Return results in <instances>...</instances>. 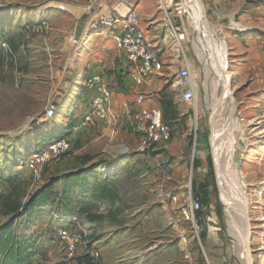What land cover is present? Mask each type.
Here are the masks:
<instances>
[{"label":"rangeland","instance_id":"1","mask_svg":"<svg viewBox=\"0 0 264 264\" xmlns=\"http://www.w3.org/2000/svg\"><path fill=\"white\" fill-rule=\"evenodd\" d=\"M150 1L157 5L159 35L166 38L158 49L164 72L171 76L161 109L172 125L173 139L168 149L156 150L152 158L145 151L133 157L117 153L125 165L105 175L100 164L88 172L73 170L79 152L74 154L71 147L60 160L51 158L35 169L29 167L34 152L53 140L46 129L64 119L60 109L55 119L44 113L55 95L65 93L62 84L72 66L73 56L67 55L73 51L77 20L72 19L68 0H0V43L11 46L0 50V227L13 222L21 234L36 237L34 264H246L241 257L245 221L239 210L227 211L219 167L227 187L246 184L252 260L264 264V0H203L217 39L226 42L239 123L228 117L233 104L226 93L213 116L212 105L223 96L225 86L221 83L217 95L213 94L217 80L212 54L203 46L212 33L203 39L184 10L186 0ZM61 2L66 9L58 7ZM171 7L181 12L173 14ZM152 11L144 10L146 18ZM180 26L178 33L185 37L175 45L184 48L183 64L197 79L192 102L184 101L173 86L175 65L170 69L174 63L166 62L172 38L179 35L170 28ZM195 143L203 150L200 158L193 156ZM161 150H166L167 165H173L167 178L153 163V159L161 162L157 156ZM232 150L237 177L232 174ZM69 173L76 175L64 186ZM77 178H82L79 186ZM39 188L44 190L41 207L34 209ZM66 188L76 189L65 195ZM192 192L203 200L194 217ZM63 226L80 238L74 258L55 241ZM94 249L98 257L91 255Z\"/></svg>","mask_w":264,"mask_h":264},{"label":"crops","instance_id":"2","mask_svg":"<svg viewBox=\"0 0 264 264\" xmlns=\"http://www.w3.org/2000/svg\"><path fill=\"white\" fill-rule=\"evenodd\" d=\"M90 2L91 0H68L67 2L69 9L72 10V19L77 20L74 36L86 37L89 43L80 51H75L72 46L74 52L70 50V54L67 55L68 57L73 56V60L71 64L69 62V65L72 66H69V70L65 71L67 77L62 84L64 89L66 88L65 93L60 92L53 97V102L58 109L63 111L64 119L59 120L52 129H46V135L53 139L59 134H66L70 139L71 150L75 149L74 154L79 152L76 157V167L73 170L82 169L88 172L100 164L106 167L108 175H113L117 168L125 165L123 164L124 160L118 161L117 153H127L128 156L133 157L144 151L141 135L134 130L135 115L142 108H161L163 91L166 89L171 75L168 72H163L161 75L137 81L132 76L133 69L126 56L117 46L113 30L94 24L95 14H102L106 10L111 12L120 9L122 6L133 7L139 11L143 27L159 44L166 38L162 39L159 35L162 24H158L156 2L150 0H102L92 11L89 10ZM147 7L153 9L148 18L144 12ZM91 12L92 15L85 20L79 19L85 13L91 14ZM178 28V30L182 29L181 26ZM170 31L172 30L170 29ZM178 41L179 38H172L171 54L169 52L166 58V62L169 64L174 63L169 68L172 69V66L175 65L174 72L176 73L181 67H185L183 64L185 60L182 58L184 48H176L175 43ZM10 43L12 42L10 41ZM10 47V44L6 42L0 43V50H9ZM61 57L64 60V56L61 55ZM94 73L102 74L113 91L109 116L107 119L97 121L95 125L76 129L89 106L93 93L86 88L85 79ZM173 86L177 87L179 92L181 91L177 81ZM141 94L144 95V99L138 103L137 98ZM72 106H74L73 111H70ZM169 146L170 144L163 149H168ZM165 151L161 150L160 154L157 155L162 157L161 162L153 159V163L156 162L154 165L156 171L161 174V170L158 169L160 164L163 167L173 166L171 162V165L169 163L170 166L167 165L170 160ZM155 154L156 151L149 153L151 158ZM83 156H91L92 158L85 161ZM34 257L36 256L34 255L32 259Z\"/></svg>","mask_w":264,"mask_h":264},{"label":"built area","instance_id":"3","mask_svg":"<svg viewBox=\"0 0 264 264\" xmlns=\"http://www.w3.org/2000/svg\"><path fill=\"white\" fill-rule=\"evenodd\" d=\"M100 1L102 0H91L89 10H94V7ZM58 7L62 10L66 9L63 2H61ZM94 24L95 26L103 25L105 28L113 30L117 46L126 56L133 69L132 76L137 81L158 76L164 72L165 62L158 49V44L146 28L143 27L137 9L122 6L120 9L99 14ZM174 30L176 34H179L177 28H174ZM174 32L172 33L174 34ZM88 43L86 37H74L72 39V46L75 51H80ZM177 84L181 89V95L184 101L192 102L195 100V82L191 75V69L188 66L181 67L178 71ZM85 86L93 93L89 106L80 124L76 126V129L95 125L97 121L107 119L109 116V106L113 91L105 81L103 75L94 73L87 76L85 79ZM143 99L144 95L141 94L137 98V102L141 103ZM57 113L58 107L56 104L52 103L46 108L44 114L46 118H54ZM133 126L134 130L141 135L142 149L149 153L161 148H166L173 139L172 125L164 120L163 111L159 107L142 108L138 110L135 115ZM70 147L71 141L68 137L50 141L34 152L28 163L29 167L35 169L39 163L45 162L51 158L60 160L62 156L70 150ZM202 154V148L195 143L193 151L194 158H200ZM158 167L166 178L170 177L172 173L170 167H163L161 164ZM102 171H107L105 166L102 167ZM202 207V198L198 194L192 192L190 200L192 216L194 217L195 212L202 210ZM185 213L186 216L190 218L189 213ZM195 227L200 228L197 221H195ZM55 241L64 244L70 258H74L75 253L79 250L80 238L69 226H63L58 229ZM90 253L95 257L99 256V251L96 249L91 250ZM25 264L34 263L28 261Z\"/></svg>","mask_w":264,"mask_h":264},{"label":"bare ground","instance_id":"4","mask_svg":"<svg viewBox=\"0 0 264 264\" xmlns=\"http://www.w3.org/2000/svg\"><path fill=\"white\" fill-rule=\"evenodd\" d=\"M184 10H185V12H189V14L192 16L195 25L197 26L198 30L201 32L202 35L207 34V37H208L209 33H212V35H213V38L211 40L209 38H207L206 41H203V46L206 49L208 48L212 54V55L210 54L211 55L210 57L212 58V62H213V73H214L216 80H217V87L214 89L213 94L217 95V91H218V88L220 87L221 83H223L225 86V92H224L223 96L219 100L215 101L212 105V108L215 109L213 112V116H214V115H216L217 104H219L221 102H225V101H223V97H225L224 96L225 93H226V96H228L227 99L230 100V103L233 104V100H235L231 91H229V88H228L229 84H232V79H233L232 74L228 71L229 70V67H228V61L229 60L227 57L228 56L227 55L228 49H227L225 40L222 39L221 41H219L217 39V36L215 35V32L213 31V29L212 28L207 29L208 27L205 25V21L203 18L202 6H201V2L199 0H186L185 4H184ZM171 30H172V28H171ZM173 31H175L174 28H173ZM184 37L185 36L183 34L178 35V38L180 41ZM194 81L197 84V79H195ZM232 106H231L232 109H231L230 113L228 114V117H231V119H233L236 123H239L238 118H237V113H235V111H234L235 107H234V105H232ZM215 137H216V130L214 131V135H213V138H215ZM221 148H222V145L219 141V144L216 146V149L219 150V151L217 150V152H218V155H217L218 166H220V164H221V157H220ZM232 152L233 153L231 155V161L234 163V164L231 163L232 166H234L232 169V174L235 177H237L239 172L237 169V164L234 161V155H235L234 151L232 150ZM214 154H215V150H214ZM219 168H220L219 169V175H220V182H221L220 185H221V191H222V198H223L225 204L227 205V211L229 213H231L232 211L239 210V212L241 213V216L243 217V219L245 221V229H244L243 236H242V238H243V250H242L241 257H244L246 259V264H248V262H249L248 261V253L250 251L248 235H249L250 224H249V211H248L249 199L247 197H245V194L247 193V191H245L246 184L241 182V183L235 184L234 187H232V188L227 187L226 181H225L226 178L224 177V173H223V168L222 167H219ZM247 214H248V216H247ZM236 230H238V228ZM239 248H240V246H239Z\"/></svg>","mask_w":264,"mask_h":264},{"label":"trees","instance_id":"5","mask_svg":"<svg viewBox=\"0 0 264 264\" xmlns=\"http://www.w3.org/2000/svg\"><path fill=\"white\" fill-rule=\"evenodd\" d=\"M65 137H67L66 134H59L58 136L53 138V140L62 139ZM91 158V156H83V159L85 161H88ZM77 171L84 170L79 169ZM74 173H69L64 176V181H66L64 183V186H68V181H70V178ZM76 173L78 175V172ZM104 174L107 175L106 172H104ZM81 180L82 178H77V186L80 185ZM85 181L86 182L84 183V185L89 183L88 179H85ZM39 189L40 190H38L36 194V199H34V201H38V205H36L34 209L41 207V194L44 192V190L41 191V188ZM75 189L72 191L66 188L64 194L68 195L70 191L72 193L75 191ZM35 242L36 237L34 235L28 233L21 234L20 232L15 230L13 222L0 227V264H25L26 262L31 261L33 255L36 252Z\"/></svg>","mask_w":264,"mask_h":264},{"label":"water","instance_id":"6","mask_svg":"<svg viewBox=\"0 0 264 264\" xmlns=\"http://www.w3.org/2000/svg\"><path fill=\"white\" fill-rule=\"evenodd\" d=\"M178 1H180V0H175V3H178ZM199 1L201 2L202 11H203V18H204V21H205V25L208 27L207 29H210L212 27H211L210 22H209L207 8H206L205 3L203 2V0H199ZM170 11L173 12V14H177V13L181 12V10H179V9L176 10L177 11L176 12L173 7L170 8ZM202 37H203V39H206L207 38V34L206 35L203 34ZM228 88H229V91H231V93H232V95L234 97L233 85L232 84H229ZM233 105L235 107L234 110L237 111L238 110V105H237L236 100H233ZM247 216H248V214H247ZM248 240H249V248H250V251L248 253V261H249L248 264H253V260H252L253 253H252V250H251V240H252L251 226H249Z\"/></svg>","mask_w":264,"mask_h":264}]
</instances>
